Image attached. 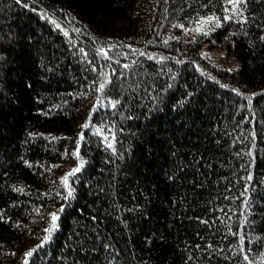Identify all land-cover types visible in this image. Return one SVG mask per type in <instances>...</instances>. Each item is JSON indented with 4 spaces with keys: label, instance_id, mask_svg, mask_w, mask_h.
<instances>
[{
    "label": "trees",
    "instance_id": "16d2710c",
    "mask_svg": "<svg viewBox=\"0 0 264 264\" xmlns=\"http://www.w3.org/2000/svg\"><path fill=\"white\" fill-rule=\"evenodd\" d=\"M0 264H264V0H0Z\"/></svg>",
    "mask_w": 264,
    "mask_h": 264
},
{
    "label": "rangeland",
    "instance_id": "374dc122",
    "mask_svg": "<svg viewBox=\"0 0 264 264\" xmlns=\"http://www.w3.org/2000/svg\"><path fill=\"white\" fill-rule=\"evenodd\" d=\"M221 21H222L221 17L214 14H207L205 15V17L198 18L191 25L190 29H184L185 31L183 32V34H199L202 32H209L213 30L217 26V24ZM202 53L208 59L221 66L232 67L233 64H235L232 58L226 55L224 50L221 48L210 47L205 43L202 47Z\"/></svg>",
    "mask_w": 264,
    "mask_h": 264
},
{
    "label": "snow or ice",
    "instance_id": "6c2138e0",
    "mask_svg": "<svg viewBox=\"0 0 264 264\" xmlns=\"http://www.w3.org/2000/svg\"><path fill=\"white\" fill-rule=\"evenodd\" d=\"M231 2H233V3H240V0H231ZM245 2H246V0H245ZM229 19H230V17H229ZM101 90L103 89V87H104V85L102 84L101 86ZM114 106V105H113ZM84 127H87V125H85ZM82 138V137H81ZM80 169L79 168H76V169H74L73 170V172L72 173H69V175H72L74 172H78ZM64 183H65V185H67V183H68V181H67V177H65V179H64ZM71 193L69 192V195H70ZM57 219V217L55 216V215H53L52 216V220H53V222H55V220ZM53 228H55V223H53ZM47 239V238H46ZM27 255H29V256H31L32 255V253L31 252H29ZM245 259H246V257H245Z\"/></svg>",
    "mask_w": 264,
    "mask_h": 264
}]
</instances>
